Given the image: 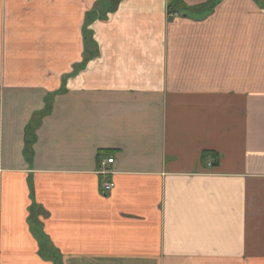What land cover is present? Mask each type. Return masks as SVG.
<instances>
[{
  "label": "crops",
  "instance_id": "1",
  "mask_svg": "<svg viewBox=\"0 0 264 264\" xmlns=\"http://www.w3.org/2000/svg\"><path fill=\"white\" fill-rule=\"evenodd\" d=\"M0 264H264V0H0Z\"/></svg>",
  "mask_w": 264,
  "mask_h": 264
},
{
  "label": "built area",
  "instance_id": "2",
  "mask_svg": "<svg viewBox=\"0 0 264 264\" xmlns=\"http://www.w3.org/2000/svg\"><path fill=\"white\" fill-rule=\"evenodd\" d=\"M170 17L172 16V15H169ZM113 162V159L112 158H109L108 160H107V163L109 164V163H112ZM113 188V184L112 183H106V184H104L103 185V192H108V191H110L111 189Z\"/></svg>",
  "mask_w": 264,
  "mask_h": 264
},
{
  "label": "trees",
  "instance_id": "3",
  "mask_svg": "<svg viewBox=\"0 0 264 264\" xmlns=\"http://www.w3.org/2000/svg\"><path fill=\"white\" fill-rule=\"evenodd\" d=\"M116 1H118V0H115V2H116ZM207 155H208L207 153H204V154L202 155V158H203V159L206 158Z\"/></svg>",
  "mask_w": 264,
  "mask_h": 264
}]
</instances>
